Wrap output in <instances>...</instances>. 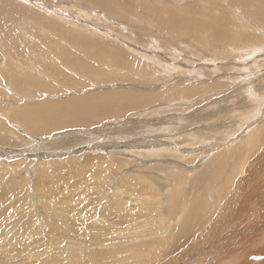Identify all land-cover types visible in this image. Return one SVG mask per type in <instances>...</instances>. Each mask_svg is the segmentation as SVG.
<instances>
[{"label":"rangeland","instance_id":"rangeland-1","mask_svg":"<svg viewBox=\"0 0 264 264\" xmlns=\"http://www.w3.org/2000/svg\"><path fill=\"white\" fill-rule=\"evenodd\" d=\"M247 1L250 8L233 0H0V264L198 263L217 241L216 224L187 209L204 200L217 214L214 195L247 176L233 179L234 167L264 170V136L241 150L264 122V0ZM86 37L100 38L78 53L86 60L109 47L126 56L123 43H134L130 78L113 73L123 63L103 61L113 70L99 81L56 65ZM237 46L254 53L236 58ZM194 88L201 92L187 93ZM112 91L138 105L127 110L117 97L95 120L60 122L57 103ZM142 96L153 101L141 106ZM262 168L249 187L264 193ZM201 225L211 230L206 242ZM255 256L248 260L264 259Z\"/></svg>","mask_w":264,"mask_h":264},{"label":"bare ground","instance_id":"bare-ground-1","mask_svg":"<svg viewBox=\"0 0 264 264\" xmlns=\"http://www.w3.org/2000/svg\"><path fill=\"white\" fill-rule=\"evenodd\" d=\"M231 1V0H230ZM239 2H241L242 4H245V6L248 4L247 0H235ZM233 0V4H235V6L237 5L236 2ZM257 2H260V0H255ZM261 2H263V0H261ZM253 3V2H251ZM249 1V4H251ZM257 4V3H256ZM238 5H240L238 3ZM237 5V6H238ZM234 6V7H235ZM249 6V5H247ZM262 6V5H261ZM240 7V6H239ZM237 8V7H236ZM250 8V6H249ZM240 9L242 10V5L240 7ZM254 10V9H253ZM264 12V10L262 11V13ZM249 14V13H248ZM254 15V14H253ZM248 15L246 14L245 18ZM251 16V15H250ZM244 18V19H245ZM243 19V17H242ZM241 19V20H242ZM137 20V19H136ZM251 20V19H250ZM249 20V21H250ZM244 21V20H243ZM246 22V21H244ZM248 22V20H247ZM252 23V21H251ZM249 24V23H248ZM71 25V24H70ZM214 31L215 32V27H219L217 26L218 24L214 23ZM150 27V26H149ZM221 27V26H220ZM151 28V27H150ZM154 28V27H153ZM74 29V28H73ZM254 29V28H253ZM92 30V29H91ZM83 31V30H82ZM128 31V30H127ZM156 31V30H155ZM167 31V30H166ZM169 32V31H168ZM172 32V31H170ZM71 34V33H70ZM104 34V32H103ZM110 35V34H109ZM98 37V36H97ZM259 37V36H258ZM32 37L30 36V39ZM87 39H81L78 43L75 42L74 47L76 46L77 48V52L76 54H72V55H68L69 56V61H61L59 63H57L56 65H64V67L66 68L65 70L70 69L71 71L76 72L75 70H80V73H77L80 76H85V74H91L92 79L98 80L99 78L102 77V74L108 73L112 68L109 66L105 68L103 66V64L106 62L108 65H112V66H116L118 63H123L126 68L122 69V70H114L113 73L116 76H120V71L122 72L123 75L125 76H129L128 73H126V69L128 66L127 60L129 59V57L131 56V54L128 52V48H132L137 50V46H134L133 44L130 43H123V46L126 48L125 50V54L126 56H124L123 52H121V50L116 49V48H108L109 52H106V55L103 51H99L98 57L96 58H92L90 57V55L93 52H90V60H86L83 59V55L79 56L78 53H81L80 51H83L84 48H86L87 46L90 47V49L94 48L97 45V42H100V38H90V37H86ZM145 38V37H143ZM142 38V40H143ZM246 38V35H245ZM221 38L218 37L217 35L213 36L211 38V43H215V45H218L216 43L220 42ZM158 40V39H157ZM106 41V40H105ZM243 43L248 42V39H242L240 40ZM88 42V44L86 43ZM108 42V41H107ZM107 42H104V44H107ZM123 42V41H122ZM67 43V41H66ZM72 43V42H71ZM100 44V43H99ZM99 44L97 45V47L99 46ZM155 44V43H154ZM159 44V43H158ZM68 46V45H67ZM111 46V45H109ZM155 46V45H154ZM157 46V45H156ZM165 46V45H164ZM168 47V45H166ZM70 47V46H69ZM101 47V46H100ZM115 47V46H114ZM160 47V46H159ZM170 47V46H169ZM247 47V46H246ZM252 47V46H251ZM259 47V46H258ZM262 47V46H261ZM161 48V47H160ZM239 46H237L236 49L239 50ZM245 47H241L240 51L242 50L243 52H238V50L236 51L235 56H237L236 58H242V56H245V59H249L252 54L254 52H249L250 49L245 48L246 50L244 51ZM254 48V47H253ZM43 49V48H42ZM67 49V48H66ZM65 49V50H66ZM72 49V48H71ZM75 49V48H74ZM235 49V48H234ZM76 50V49H75ZM163 50V49H162ZM233 50V49H232ZM263 50V49H262ZM88 51V50H87ZM95 52V51H94ZM249 52V53H248ZM33 53V52H32ZM57 53V52H56ZM68 53V52H67ZM60 54V53H58ZM214 54V53H213ZM64 55V54H63ZM163 55V54H162ZM217 55V54H216ZM240 55V57L238 56ZM66 56V55H65ZM67 56V57H68ZM96 56V55H95ZM86 57V56H85ZM88 57V56H87ZM224 57V56H223ZM134 58V57H133ZM232 59V57H231ZM54 63L58 62L59 58H53L52 61H54ZM104 61V63H103ZM63 62V63H62ZM53 63V65H54ZM224 63V62H223ZM229 63V62H228ZM235 63V62H234ZM227 64V63H226ZM231 65V64H230ZM37 66V65H36ZM237 66V65H235ZM30 67V66H29ZM44 69V66H42ZM63 67V69H64ZM46 68L48 69V66H46ZM164 68V67H163ZM57 69V68H56ZM75 69V70H74ZM170 69V68H169ZM36 70V75L38 76V71H40V69L35 68ZM50 71L52 70L51 68L49 69ZM113 70V69H112ZM171 70V69H170ZM32 71V70H31ZM34 71V70H33ZM32 71V72H33ZM49 72V71H48ZM70 72V71H69ZM60 73V72H59ZM72 73V72H70ZM99 73H102L99 75ZM41 74V73H40ZM50 74V73H49ZM56 74V73H54ZM68 74V73H67ZM153 74V73H152ZM160 74V73H158ZM170 72H169V77H170ZM234 74V73H233ZM58 75V74H57ZM57 75H50L49 77L50 80H55L58 79ZM178 75V72H177ZM176 75V76H177ZM61 79V77H63V75H59ZM70 76V75H69ZM79 76V77H80ZM107 78L106 80L110 79V76L112 75H105ZM153 76V75H152ZM175 76V77H176ZM23 77V76H22ZM44 77V76H43ZM68 77V76H67ZM123 77V76H122ZM181 77V76H180ZM64 78V77H63ZM82 78V77H81ZM143 78V77H142ZM154 78V77H152ZM151 78V79H152ZM163 78V77H161ZM172 78V77H171ZM178 78V77H177ZM183 78V77H181ZM44 79V78H42ZM105 79V78H104ZM125 79V78H124ZM146 79V78H145ZM164 79V78H163ZM167 79V78H166ZM186 78H184L185 81ZM17 80H21V78H18ZM45 80V79H44ZM69 80V79H68ZM88 80V79H87ZM178 80V79H177ZM176 80V81H177ZM188 79H186L187 81ZM261 80V79H259ZM14 81V80H13ZM12 81V82H13ZM23 81H27L28 84H32V86H36V87H42L41 85V81L39 80L38 77L36 76H30V75H24L23 77ZM66 81V80H65ZM92 81V80H91ZM152 81V80H151ZM158 81V80H157ZM175 81V82H176ZM180 80L177 81V83ZM18 82V81H17ZM22 82V81H21ZM105 82V81H104ZM116 82V81H115ZM121 82V81H120ZM153 82V81H152ZM169 82V81H168ZM174 82V83H175ZM15 83V82H14ZM94 83V82H93ZM122 83V82H121ZM155 82H153L154 84ZM159 83V82H158ZM173 83V84H174ZM181 83V81H180ZM189 83V82H186ZM13 84V83H12ZM20 84V83H19ZM129 84V83H128ZM185 85V83H182V85ZM102 85V84H101ZM107 85V84H106ZM137 85V84H136ZM155 85V84H154ZM181 85V84H180ZM18 86V85H17ZM119 86V85H118ZM126 85H124L125 87ZM133 86H135V84H133ZM152 86V85H151ZM160 86V85H159ZM177 86V84H176ZM212 86V85H211ZM20 87V86H19ZM29 87V86H28ZM121 87L123 88V85H121ZM131 87V86H130ZM161 87V86H160ZM179 87V86H178ZM255 87V86H254ZM121 88V89H122ZM127 88V87H125ZM135 88V87H134ZM139 88V87H138ZM111 89V88H110ZM124 89V88H123ZM128 89V88H127ZM136 89V88H135ZM150 89V88H147ZM173 89V88H172ZM176 89V88H175ZM179 89V88H177ZM46 90V89H45ZM130 90V89H128ZM244 90V88H243ZM264 90V89H263ZM125 91V90H123ZM140 91V90H139ZM149 91V90H148ZM147 91V92H148ZM127 92V91H126ZM141 92V91H140ZM151 92V91H150ZM153 92V91H152ZM151 92V93H152ZM201 92V88H194V89H190L187 90L188 94L191 95H195L197 93ZM128 93V92H127ZM176 93V92H174ZM172 93V94H174ZM179 94V92H178ZM129 94L126 93H113L109 92L108 94L106 93L107 97L104 98H99L98 100L95 99L94 97H86V98H78L75 100H70L66 103H57V108L59 110H62L64 112V114L62 115L65 118H61L60 122L64 123L65 120H68L67 122H78L81 119H87V120H95L97 118H99V115H104L105 111H108L106 109V105L107 103H110L112 101H116L117 97H119L118 99L123 100L124 102L126 101V103L128 104V106L126 104H124L123 106H127V110L131 109L132 107H135L138 105L137 103V98L132 97V96H128ZM141 95V94H140ZM167 95V94H165ZM258 95V94H257ZM104 96V95H103ZM150 96V95H149ZM143 97L140 98L139 101L141 102V106H145L149 103H151L152 97ZM156 96V94H155ZM163 95H159L158 98L162 97ZM255 96V94H254ZM102 97V96H101ZM116 97V98H115ZM166 98V96H164ZM168 98V96H167ZM256 98V97H255ZM108 100V101H107ZM158 100V99H157ZM169 100V99H168ZM97 102V103H96ZM122 103V102H120ZM64 104V105H63ZM37 105V104H36ZM53 105V104H52ZM68 106H73L71 108L68 109H62L64 107H68ZM110 107H112L110 105ZM28 108V107H27ZM38 108L37 106L34 107H30L27 110L32 111L33 109ZM121 108V107H120ZM118 108V109H120ZM112 111L111 113H113L114 115H117V110ZM86 113V114H85ZM107 113V112H106ZM217 114V113H216ZM109 116H111V114H109ZM221 121V120H220ZM83 124V123H82ZM85 124V123H84ZM53 126V125H52ZM218 126V125H217ZM254 130V129H253ZM248 138H245L242 142L241 145H243L241 150L247 151L250 148L255 147L263 138L264 136V122L260 125L257 126L256 130L252 131L249 135ZM260 144V143H259ZM247 154V153H246ZM243 155V154H242ZM246 155H243V157ZM247 158V157H246ZM247 161V160H246ZM255 163V162H254ZM217 168V167H216ZM249 168V169H248ZM262 167H234V176H238L239 173L241 174L242 172H246L244 175H247L245 180H241V181H236V183L234 184L233 187V191L230 194H227L225 196L220 197V195H214L215 198H213V201L215 202V206L219 205L218 207V211L217 209H215L217 211V214H214L212 211L211 206H209V204L206 206L205 201L202 200L201 203L202 205L200 206L199 203L196 204V206L194 208L191 207V209L193 211L196 212L193 213L191 212L190 208H188L189 206L185 205V209H187L188 214H193L194 217L196 218V220L199 218V220L202 219V217H204L206 215V217L211 221L214 222L216 224L215 226V230H216V236H217V241L219 240V242L212 240L208 247H207V251H200L199 255L197 257L198 263L197 264H264V259H260V260H255V261H249L248 257L251 255H257L256 257H264V193H261L258 190V187L256 188V186H254L253 188L249 187V182L251 181V178L249 177H253V175H255L256 173H258V171L261 169ZM219 169V168H218ZM245 169V170H243ZM248 169V170H247ZM178 170V169H177ZM217 170V169H216ZM243 170V171H242ZM263 170V168H262ZM261 170V171H262ZM219 171V170H218ZM264 171V170H263ZM217 172V171H216ZM219 173V172H217ZM227 173V172H226ZM261 175V174H260ZM226 176V175H225ZM223 177V176H222ZM229 177V174H228ZM232 177V175H231ZM180 178V177H179ZM230 178V177H229ZM238 178V177H237ZM221 179V177H220ZM232 179V181H233ZM239 179V178H238ZM241 179V177H240ZM239 179V180H240ZM254 179V178H253ZM252 179V180H253ZM224 180V179H223ZM230 179H228L229 181ZM231 181V182H232ZM263 181V180H261ZM221 182V180H220ZM253 181H251L252 184ZM255 182V179H254ZM253 182V183H254ZM263 183V182H262ZM219 185V183H217ZM255 184V183H254ZM216 185V184H215ZM253 185V184H252ZM258 186V185H257ZM260 188V187H259ZM263 189V188H262ZM263 191V190H262ZM264 192V191H263ZM220 193V192H219ZM195 197V196H194ZM192 199V198H191ZM194 199V198H193ZM189 200V199H188ZM187 200V201H188ZM186 201V202H187ZM191 201V200H190ZM210 203V202H209ZM211 205V204H210ZM214 206V208H215ZM217 207V206H216ZM88 210V209H87ZM186 211V210H185ZM214 211V212H216ZM184 212V209L181 211ZM214 214V217H213ZM178 215V214H177ZM190 216V215H189ZM190 218H192V215L190 216ZM34 219V218H33ZM35 220V219H34ZM176 220V219H175ZM181 220V219H180ZM193 220V219H192ZM57 224V223H56ZM188 225V224H186ZM31 226V225H30ZM202 228L200 229V231H205L202 236L200 237V239H202L204 242H206L209 239V234L211 232L210 227L207 228L205 225H201ZM12 227V226H11ZM180 227V226H179ZM184 227V226H183ZM182 227V228H183ZM54 228V226H52V229ZM207 228V229H206ZM55 229V228H54ZM29 230V229H28ZM51 230V229H50ZM50 230H47L50 231ZM71 231V230H70ZM235 231H240V233L235 232ZM188 232H190V224H189V230ZM70 233V232H69ZM24 234V233H23ZM225 235L229 236V240L225 241L224 237ZM58 237V235H57ZM70 238V237H69ZM223 239V240H220ZM68 240V239H67ZM238 240V242H237ZM24 241V240H23ZM29 242V241H28ZM53 242V241H52ZM60 242V241H59ZM25 243V242H24ZM49 243V242H48ZM54 249V248H53ZM45 252V251H44ZM43 252V254H44ZM48 253V252H47ZM57 253V252H56ZM51 254V253H50ZM49 254V255H50ZM63 255V254H62ZM194 255V254H192ZM66 256V255H65ZM58 259V258H57ZM68 261V260H67ZM244 261V263H243ZM192 263V262H191ZM190 263V264H191ZM65 264V263H64ZM192 264H196V262L194 261Z\"/></svg>","mask_w":264,"mask_h":264}]
</instances>
